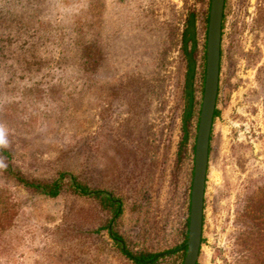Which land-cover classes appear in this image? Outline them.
Masks as SVG:
<instances>
[{
	"label": "rangeland",
	"instance_id": "rangeland-1",
	"mask_svg": "<svg viewBox=\"0 0 264 264\" xmlns=\"http://www.w3.org/2000/svg\"><path fill=\"white\" fill-rule=\"evenodd\" d=\"M210 7L0 0V125L13 169L44 182L68 174L93 192H74L68 178L55 197L28 189L2 161L0 264H134L126 251L183 264ZM37 18L47 54L13 49L6 39ZM90 43L91 65L81 59ZM188 91L197 111L186 138ZM217 112L198 264H264V0L226 1Z\"/></svg>",
	"mask_w": 264,
	"mask_h": 264
},
{
	"label": "water",
	"instance_id": "water-1",
	"mask_svg": "<svg viewBox=\"0 0 264 264\" xmlns=\"http://www.w3.org/2000/svg\"><path fill=\"white\" fill-rule=\"evenodd\" d=\"M227 0H211L204 93L195 145L187 252L183 264H198L203 243L206 184L213 125L220 91L223 24Z\"/></svg>",
	"mask_w": 264,
	"mask_h": 264
},
{
	"label": "trees",
	"instance_id": "trees-1",
	"mask_svg": "<svg viewBox=\"0 0 264 264\" xmlns=\"http://www.w3.org/2000/svg\"><path fill=\"white\" fill-rule=\"evenodd\" d=\"M36 1V0H35ZM31 22V21H30ZM38 22L39 18L35 21L34 24L30 25V31H29V26L22 24L19 26L17 29L20 34H16L15 37H8L6 39V42L12 46L13 49L15 50H22L27 48L30 50V53L33 55L35 53H42V54H47V51L49 49V43L46 45V35L43 36L40 33H37L38 31ZM33 23V22H31ZM183 37V47L185 51V56L188 59V65H189V78H194V75L196 73V67L194 64L196 63V54H197V43L196 39L193 37L192 33L190 32L189 26L184 29L182 33ZM36 38H39L38 41H36ZM44 38V43L40 42L41 39ZM189 39H192V44L189 48ZM51 45V44H50ZM94 46L92 43L88 45V47L83 48L82 54H81V59L83 62L88 63L89 65L93 64L94 61L92 60V56L94 54V50H92ZM46 50V51H45ZM42 61V60H40ZM188 95V109L184 117V122H183V131H184V137L189 138V135L192 131V121L193 117L195 116L194 113L197 111L196 110V104L193 99L192 93L190 91L187 92ZM200 113V110H198ZM218 112L216 110V116ZM215 116V117H216ZM196 117V116H195ZM195 126V132L194 136L196 135V129L198 127V117L196 118V122L194 124ZM11 156L12 153L6 149V148H0V160L6 163V166L4 169H6L10 174H12L16 180L20 183L23 184L26 188L34 189L37 192L45 193L48 194L52 197L58 196L64 189L65 186V179L68 178V183L70 184V188L73 189L74 192L76 193H82V194H92V189L89 186H86L85 184H82L78 182V180H75L74 177H66L68 174H61V177L57 180H53L52 182H44V181H38V180H30L24 177L19 171H16L13 169V165L11 163ZM97 194V192H95ZM102 194H106L105 192H102ZM106 201L105 207H115L116 210L119 212L122 211V205L117 201L114 197L109 196L106 194L104 196ZM117 213V212H116ZM114 237L117 236L115 234H112ZM117 239V238H116ZM251 247L250 249H255L254 244H250ZM126 254L134 261V264H157L159 262V259L163 256H159V254L152 253V252H140L133 254L132 252H127ZM264 257V253H263ZM263 259H260V262H262Z\"/></svg>",
	"mask_w": 264,
	"mask_h": 264
},
{
	"label": "clouds",
	"instance_id": "clouds-1",
	"mask_svg": "<svg viewBox=\"0 0 264 264\" xmlns=\"http://www.w3.org/2000/svg\"><path fill=\"white\" fill-rule=\"evenodd\" d=\"M8 134L4 126L0 125V148L6 147L8 145ZM0 166H2V161H0Z\"/></svg>",
	"mask_w": 264,
	"mask_h": 264
},
{
	"label": "bare ground",
	"instance_id": "bare-ground-1",
	"mask_svg": "<svg viewBox=\"0 0 264 264\" xmlns=\"http://www.w3.org/2000/svg\"><path fill=\"white\" fill-rule=\"evenodd\" d=\"M248 52H249V51H246V50L243 51V52H242V56H245L246 54H248Z\"/></svg>",
	"mask_w": 264,
	"mask_h": 264
}]
</instances>
